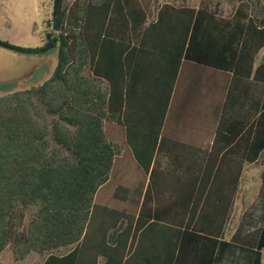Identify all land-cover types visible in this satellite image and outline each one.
Listing matches in <instances>:
<instances>
[{"label": "trees", "instance_id": "1", "mask_svg": "<svg viewBox=\"0 0 264 264\" xmlns=\"http://www.w3.org/2000/svg\"><path fill=\"white\" fill-rule=\"evenodd\" d=\"M223 1L232 6L228 15L220 9ZM151 32L171 40L168 71L161 73L169 86L187 62L250 81L256 93L245 134L250 139H215L218 152L226 150L224 161L234 153L263 168L258 194L229 240L240 169L228 193L213 190L211 158L197 190L189 184L193 177L185 186L159 185L165 139H126L150 178L134 190L116 184L122 145L110 139L106 123L117 121L126 101L116 81L130 69L106 62L103 49ZM57 38L49 78L0 95V256L9 250L18 262L35 253L42 264H260L264 57L257 59L264 49V0H200L197 6L186 0H64Z\"/></svg>", "mask_w": 264, "mask_h": 264}, {"label": "crops", "instance_id": "2", "mask_svg": "<svg viewBox=\"0 0 264 264\" xmlns=\"http://www.w3.org/2000/svg\"><path fill=\"white\" fill-rule=\"evenodd\" d=\"M156 34L151 32L139 39L114 41L103 49L106 62L113 61L118 70H123V64L127 63L130 69L129 76L122 77L120 83L116 81L117 90L122 95L126 94V101L116 116L117 121L106 123L110 139L122 145V152L117 158L116 184L131 190L138 186L120 180L121 161L125 159L136 174L144 176L146 184L150 178V171L145 176L134 161L130 148L125 144L126 139H165L162 162L157 168L164 179L158 181L155 178V182L153 179L159 185L185 186L186 177H193L189 184L197 190L211 158L213 190L228 193L233 190V180L240 169L237 197L225 233V239L229 240L240 216L255 200L251 201L248 194L254 184L251 176L260 177L263 168L245 162L234 153L227 155L224 161L226 150L218 152L219 144L215 139H250L245 134L254 119L255 104H252V99H255L256 93L251 90L250 81L245 83L232 75L187 62L181 63L172 86H169L166 80H162L161 73L168 71L166 66L171 40L168 36L162 38ZM260 54L258 61L262 59ZM257 96L259 98L260 95L257 93ZM235 142L237 140L227 149ZM184 145L189 147L188 152L184 150ZM260 187L261 180L258 181V191ZM245 201L249 204H245ZM101 204H106V200H101ZM237 206L240 213L236 215ZM2 256L3 253L0 258ZM11 258V264H27L25 259L14 262ZM260 264H264V248L261 250Z\"/></svg>", "mask_w": 264, "mask_h": 264}, {"label": "rangeland", "instance_id": "3", "mask_svg": "<svg viewBox=\"0 0 264 264\" xmlns=\"http://www.w3.org/2000/svg\"><path fill=\"white\" fill-rule=\"evenodd\" d=\"M65 1L70 3L72 0ZM168 1L170 0H161ZM186 1L190 6H197L200 2ZM211 2L215 3L216 0ZM220 9L224 15H228L232 6L223 1ZM51 10L52 0H0V42L25 51H12L0 47V95L37 86L52 74L57 64V47L54 44L51 46L45 44V33L52 32ZM260 53L263 58L264 49ZM120 173V180L128 185H139L144 178L134 172L127 159L121 161ZM259 180H261L259 175L251 176V182L254 183L251 192L248 193L251 201L258 194ZM103 198L108 199L109 196L105 194ZM245 204H249L248 201H245ZM235 211L236 215L240 213V207L237 206ZM11 255L9 250H5L0 258V264L13 263ZM42 261L43 258L35 253L25 258L27 264H41Z\"/></svg>", "mask_w": 264, "mask_h": 264}, {"label": "water", "instance_id": "4", "mask_svg": "<svg viewBox=\"0 0 264 264\" xmlns=\"http://www.w3.org/2000/svg\"><path fill=\"white\" fill-rule=\"evenodd\" d=\"M62 7H63V0H52V10H51V30L52 32L58 34L60 32V20H61V14H62ZM51 46V45H48ZM0 47L12 50V51H20L25 52L22 49H18L15 47H12L8 44L0 42Z\"/></svg>", "mask_w": 264, "mask_h": 264}, {"label": "flooded vegetation", "instance_id": "5", "mask_svg": "<svg viewBox=\"0 0 264 264\" xmlns=\"http://www.w3.org/2000/svg\"><path fill=\"white\" fill-rule=\"evenodd\" d=\"M57 35L53 34L51 31L45 33V44L47 45H56L57 44Z\"/></svg>", "mask_w": 264, "mask_h": 264}]
</instances>
